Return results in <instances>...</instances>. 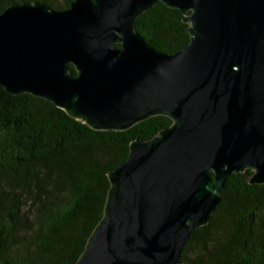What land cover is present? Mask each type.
<instances>
[{
  "label": "water",
  "instance_id": "1",
  "mask_svg": "<svg viewBox=\"0 0 264 264\" xmlns=\"http://www.w3.org/2000/svg\"><path fill=\"white\" fill-rule=\"evenodd\" d=\"M158 2L188 24L189 42L174 53L134 29ZM0 86L49 100L95 130L172 120L132 141L107 173L103 217L75 264H178L232 173L249 168L248 183H264V0L12 4L0 12Z\"/></svg>",
  "mask_w": 264,
  "mask_h": 264
},
{
  "label": "trees",
  "instance_id": "2",
  "mask_svg": "<svg viewBox=\"0 0 264 264\" xmlns=\"http://www.w3.org/2000/svg\"><path fill=\"white\" fill-rule=\"evenodd\" d=\"M71 1L0 0V12L24 2L61 10ZM183 17L158 2L134 29L170 54L189 42ZM171 124L156 115L126 130H95L49 100L0 86V264H75L103 217L107 173L127 158L132 141ZM252 174L248 168L225 180L221 201L192 232L178 264H264V183H248Z\"/></svg>",
  "mask_w": 264,
  "mask_h": 264
},
{
  "label": "rangeland",
  "instance_id": "3",
  "mask_svg": "<svg viewBox=\"0 0 264 264\" xmlns=\"http://www.w3.org/2000/svg\"><path fill=\"white\" fill-rule=\"evenodd\" d=\"M60 1H62V0H60ZM253 171V170H252Z\"/></svg>",
  "mask_w": 264,
  "mask_h": 264
}]
</instances>
